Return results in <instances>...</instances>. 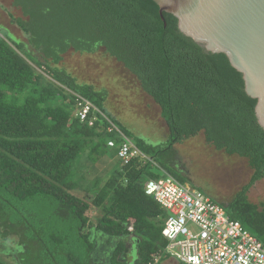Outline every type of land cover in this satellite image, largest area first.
<instances>
[{
    "label": "trees",
    "instance_id": "1",
    "mask_svg": "<svg viewBox=\"0 0 264 264\" xmlns=\"http://www.w3.org/2000/svg\"><path fill=\"white\" fill-rule=\"evenodd\" d=\"M11 4L21 16L9 14L10 21L25 42L0 30V240L18 249L19 264L31 263L26 257L29 244L37 248L38 264H92L90 227L117 238L111 264H128V240L135 250L133 264L168 258L161 235L165 212L144 193V183L159 175L151 162L134 158L122 165L117 159L91 200L100 211L94 225L86 216L90 205L68 192L81 186L72 179L78 171L74 163L93 164L105 156L111 137L74 116L72 93L82 94L132 138L106 110L105 90L77 83L61 68L68 51L102 49L154 101L167 127L166 140L153 145L136 137L134 142L179 182L170 166L173 146L200 133L215 150L246 159L252 170L249 183L227 211L264 246V210L258 211L245 195L264 177V130L255 116L257 99L246 93L243 74L226 53L205 51L179 30L171 13L163 12V23L154 0Z\"/></svg>",
    "mask_w": 264,
    "mask_h": 264
},
{
    "label": "rangeland",
    "instance_id": "2",
    "mask_svg": "<svg viewBox=\"0 0 264 264\" xmlns=\"http://www.w3.org/2000/svg\"><path fill=\"white\" fill-rule=\"evenodd\" d=\"M9 14L15 17L21 16L20 11L11 4V0H0V30L18 42H25L24 35L10 21ZM60 66L74 77L77 83L87 84L93 90H105L107 95L106 110L122 128L132 135L133 141L139 137L153 145L165 142L167 127L160 117L158 106L141 91L135 80L122 66L107 56L102 49L89 54L68 51L62 55ZM35 71L45 80H49V77L40 69H35ZM104 155L105 157H99L93 164L90 161L84 163L80 159L74 163L73 169L78 171L73 174L72 179L76 180L79 186L81 185L80 188H77V195L88 200L93 198L95 190L97 191L98 187L102 185V179L111 175V162H107L106 158L109 161L113 160L112 164L114 163V165L112 166L116 167L118 161L115 150L106 148ZM148 158L150 157L148 156ZM170 160V166L177 171L183 184L198 189L223 204H228L235 194L249 183L252 174L246 159L236 155L229 156L222 151L215 150L213 146L204 142L201 133L180 144H175L170 154ZM152 162L154 166H158L154 161ZM81 174L83 175L80 176ZM96 177L99 180H94ZM160 177L164 176L159 172L157 178ZM245 195L247 201L255 205L258 211L264 210V177L250 185ZM90 228L87 230L89 231ZM12 229L10 234L14 233ZM17 241L13 238L11 244L16 245ZM94 242L98 247L92 256L93 264H103V261L105 264H111L110 257L117 238L112 237L106 240L105 235H102ZM132 243L130 240L126 242L128 264H133L135 259ZM29 245L26 250L27 261L31 262L30 264H38L36 263L37 248H34L32 244ZM17 250L10 248L8 244L0 240V261L3 264H19L16 258ZM23 251L25 252V250ZM160 257L157 259V264H174L176 262L169 257L161 261Z\"/></svg>",
    "mask_w": 264,
    "mask_h": 264
},
{
    "label": "built area",
    "instance_id": "3",
    "mask_svg": "<svg viewBox=\"0 0 264 264\" xmlns=\"http://www.w3.org/2000/svg\"><path fill=\"white\" fill-rule=\"evenodd\" d=\"M72 95L74 116L105 136L111 135L107 146L115 150L122 165L134 158L153 163L94 104L79 94ZM156 167L164 177L148 179L144 193L165 212L161 235L168 257L183 264H264L262 243L229 215L223 203Z\"/></svg>",
    "mask_w": 264,
    "mask_h": 264
},
{
    "label": "water",
    "instance_id": "4",
    "mask_svg": "<svg viewBox=\"0 0 264 264\" xmlns=\"http://www.w3.org/2000/svg\"><path fill=\"white\" fill-rule=\"evenodd\" d=\"M154 1L163 23V12L171 13L205 51L227 54L243 74L246 93L257 99L255 116L264 130V0Z\"/></svg>",
    "mask_w": 264,
    "mask_h": 264
},
{
    "label": "crops",
    "instance_id": "5",
    "mask_svg": "<svg viewBox=\"0 0 264 264\" xmlns=\"http://www.w3.org/2000/svg\"><path fill=\"white\" fill-rule=\"evenodd\" d=\"M102 157H105V156H102ZM106 161L107 162H111L110 163V166H111V170H110V173H112L113 172V170L117 167V165H116V167L115 166H112V165H114V163L112 164V162H114L113 160L112 161H109L107 158H106ZM90 167V166H89ZM109 177V176H108ZM107 178V177H106ZM106 178H104V179H106ZM98 178L96 177L94 180H97ZM103 180V179H102ZM81 187V186H80ZM80 187H78V188H80ZM76 191H77V189H71V192H70V190H69V193L70 194H72V195H74V196H76V197H78V198H80V199H83V200H85L89 205H90V208L88 209V211L86 212V216L88 217V222L89 223H91V224H95V222H96V219L100 216V211L97 209V208H95L93 205H91V200L93 199V198H90L89 200L88 199H86L85 197H81L80 195H77L76 194ZM73 192H75V193H73ZM88 192V191H87ZM89 193V192H88ZM78 194H80V191H78ZM94 197V196H93ZM89 232H90V239H93L94 241H96V240H98V238L100 237V236H102V235H105V237H106V240L108 239V238H112L111 236H109V235H106V234H103L102 232H100V231H96L95 230V227H92V228H90L89 229ZM97 247H98V245L96 244V242H95V248H94V250H93V253H92V255H91V258H92V256H93V254H94V252H96V250H97ZM92 264H93V261H92Z\"/></svg>",
    "mask_w": 264,
    "mask_h": 264
},
{
    "label": "flooded vegetation",
    "instance_id": "6",
    "mask_svg": "<svg viewBox=\"0 0 264 264\" xmlns=\"http://www.w3.org/2000/svg\"><path fill=\"white\" fill-rule=\"evenodd\" d=\"M106 259H107V258H106ZM106 259H105V260H106ZM104 262H105V261H103V264H105ZM106 264H108V263H106Z\"/></svg>",
    "mask_w": 264,
    "mask_h": 264
},
{
    "label": "bare ground",
    "instance_id": "7",
    "mask_svg": "<svg viewBox=\"0 0 264 264\" xmlns=\"http://www.w3.org/2000/svg\"><path fill=\"white\" fill-rule=\"evenodd\" d=\"M82 95V94H81ZM144 186V185H143Z\"/></svg>",
    "mask_w": 264,
    "mask_h": 264
}]
</instances>
